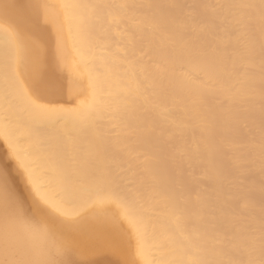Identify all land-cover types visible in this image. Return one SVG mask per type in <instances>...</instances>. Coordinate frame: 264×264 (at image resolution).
<instances>
[{"label": "bare ground", "instance_id": "1", "mask_svg": "<svg viewBox=\"0 0 264 264\" xmlns=\"http://www.w3.org/2000/svg\"><path fill=\"white\" fill-rule=\"evenodd\" d=\"M0 139V264H264V0H0Z\"/></svg>", "mask_w": 264, "mask_h": 264}, {"label": "rangeland", "instance_id": "2", "mask_svg": "<svg viewBox=\"0 0 264 264\" xmlns=\"http://www.w3.org/2000/svg\"><path fill=\"white\" fill-rule=\"evenodd\" d=\"M0 140H2V139H0ZM0 147H1V148H0V151H1V152H0V155H1V157L3 156V158H0L1 164H2V165H3V164H6V165H3V166H5V167H7V168H12V166H16V167H14V168L17 169L19 166L16 165V164H17L16 161H15L16 159L14 158V156L12 155V153L9 151V149L7 148V145L5 144V142H4L3 140H2V143H1V141H0ZM6 148L8 149V150H7L8 154H7V152H6ZM4 149H5V150H4ZM9 152H10V153H9ZM1 153H2V154H1ZM8 155H10V157H11V156H12V157L10 158ZM6 156H7V157H6ZM13 159H14V160H13ZM13 163H14V164H13ZM7 164H8V165H7ZM12 169H13V168H12ZM16 169H15V170H16ZM19 169H20V167H19ZM19 169H18V170H19ZM20 170H21V169H20ZM20 170H19L18 173L21 175V174H22V170H21V171H20ZM20 172H21V173H20ZM16 174H17V173H16ZM22 175H23V174H22ZM22 175H21V176H22ZM17 180H18V179H17ZM25 183H26V182H25ZM25 183H24V185H25L24 188L27 187ZM20 184H21V183H20ZM27 185H28V184H27ZM28 188H29V186H28ZM28 188H25V189L27 190ZM121 223H122V224H121ZM120 224L122 225V228H123V229L125 228L124 230H126V227H125V225H123V222H120ZM130 243H131V241H130Z\"/></svg>", "mask_w": 264, "mask_h": 264}, {"label": "snow or ice", "instance_id": "3", "mask_svg": "<svg viewBox=\"0 0 264 264\" xmlns=\"http://www.w3.org/2000/svg\"><path fill=\"white\" fill-rule=\"evenodd\" d=\"M3 179H4L3 174L0 173V181H2Z\"/></svg>", "mask_w": 264, "mask_h": 264}]
</instances>
